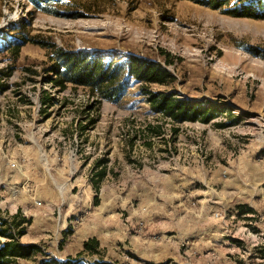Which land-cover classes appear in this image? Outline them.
Returning a JSON list of instances; mask_svg holds the SVG:
<instances>
[{
	"label": "rangeland",
	"instance_id": "rangeland-1",
	"mask_svg": "<svg viewBox=\"0 0 264 264\" xmlns=\"http://www.w3.org/2000/svg\"><path fill=\"white\" fill-rule=\"evenodd\" d=\"M31 39L155 61L175 81L150 90L238 121L172 124L132 80L116 102L51 88L52 50ZM1 82L0 216L29 220L19 241L39 249L14 264H264V19L188 0H67L55 15L0 0ZM91 237L95 254L82 251Z\"/></svg>",
	"mask_w": 264,
	"mask_h": 264
},
{
	"label": "trees",
	"instance_id": "trees-1",
	"mask_svg": "<svg viewBox=\"0 0 264 264\" xmlns=\"http://www.w3.org/2000/svg\"><path fill=\"white\" fill-rule=\"evenodd\" d=\"M32 7L48 14H58L67 0H28ZM207 6L212 9L221 10L224 14L232 17H244L256 20L264 19V0H188ZM31 41H35L32 40ZM27 42L21 37L14 41V50L17 52L20 46ZM36 42V41H35ZM51 48L49 56L50 64L45 68V82L51 88L65 89L68 85L83 87L92 94L99 96L100 100L116 102L122 97L130 80L138 83L142 89L145 100L152 113L160 115L172 124L183 122H199L208 124L221 115L233 117L232 123L238 119L232 116L231 110H225L221 106H213L208 103L196 102L178 97L173 92L152 91L148 88L151 84L166 85L175 81L167 69L159 63L140 56H128L124 61H114L112 58H104L97 54L86 52H75L64 48L47 45ZM164 62L170 64L172 61L167 53H163ZM7 76V75H6ZM6 85L1 82L0 90ZM47 94L43 97L41 104L50 103ZM46 107V106H43ZM225 124H216V127H225ZM84 128V127H83ZM104 170H98L94 174V190H98V181L104 176ZM97 199L94 198V205ZM29 220L16 212L10 217L0 216V264H14L18 259H27L39 251L35 244H23L19 238L25 234V226ZM98 242L94 237L88 238L82 243V251L97 253ZM40 264H83L79 258H66L62 261L51 258ZM94 264H113L104 260Z\"/></svg>",
	"mask_w": 264,
	"mask_h": 264
},
{
	"label": "built area",
	"instance_id": "built-area-1",
	"mask_svg": "<svg viewBox=\"0 0 264 264\" xmlns=\"http://www.w3.org/2000/svg\"><path fill=\"white\" fill-rule=\"evenodd\" d=\"M62 261V260H60ZM83 264H94L95 262H98L100 261L98 258L96 257H93L91 259H83V260H80Z\"/></svg>",
	"mask_w": 264,
	"mask_h": 264
}]
</instances>
